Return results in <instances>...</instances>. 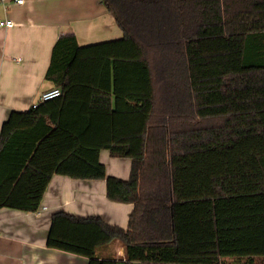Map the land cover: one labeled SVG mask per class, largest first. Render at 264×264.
<instances>
[{
	"label": "trees",
	"instance_id": "trees-1",
	"mask_svg": "<svg viewBox=\"0 0 264 264\" xmlns=\"http://www.w3.org/2000/svg\"><path fill=\"white\" fill-rule=\"evenodd\" d=\"M121 38L56 41L61 95L12 110L0 208L37 211L54 174L105 179L128 228L53 213L47 245L89 264H264V0H102ZM102 149L132 159L108 174ZM121 240L126 259L99 250Z\"/></svg>",
	"mask_w": 264,
	"mask_h": 264
},
{
	"label": "crops",
	"instance_id": "crops-1",
	"mask_svg": "<svg viewBox=\"0 0 264 264\" xmlns=\"http://www.w3.org/2000/svg\"><path fill=\"white\" fill-rule=\"evenodd\" d=\"M14 27H0V133L12 110H29L54 83L47 79L54 45L64 34H75L80 45L121 38L123 31L102 0H25L0 2V19ZM108 174L128 179L132 159L114 157L102 149ZM133 203L107 196L105 179H79L54 174L37 211L0 208V264H89L85 255L47 245L52 215L59 210L100 215L128 228ZM102 257L126 259L121 240L102 247Z\"/></svg>",
	"mask_w": 264,
	"mask_h": 264
},
{
	"label": "built area",
	"instance_id": "built-area-1",
	"mask_svg": "<svg viewBox=\"0 0 264 264\" xmlns=\"http://www.w3.org/2000/svg\"><path fill=\"white\" fill-rule=\"evenodd\" d=\"M10 1H14L15 3L23 4L25 0H0L2 3H7ZM16 21L12 18H2L0 19V27H14L16 25ZM60 87H52L46 91H44L40 97V100L34 103L33 107H37L39 102L45 101L54 97L61 95Z\"/></svg>",
	"mask_w": 264,
	"mask_h": 264
},
{
	"label": "rangeland",
	"instance_id": "rangeland-1",
	"mask_svg": "<svg viewBox=\"0 0 264 264\" xmlns=\"http://www.w3.org/2000/svg\"><path fill=\"white\" fill-rule=\"evenodd\" d=\"M257 262H258V264H261L260 260H258ZM223 264H233V263L232 262H224Z\"/></svg>",
	"mask_w": 264,
	"mask_h": 264
}]
</instances>
